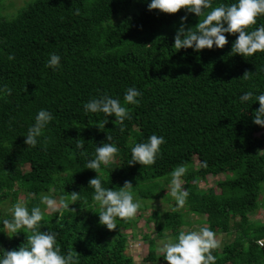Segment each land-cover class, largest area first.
Wrapping results in <instances>:
<instances>
[{
	"label": "trees",
	"instance_id": "16d2710c",
	"mask_svg": "<svg viewBox=\"0 0 264 264\" xmlns=\"http://www.w3.org/2000/svg\"><path fill=\"white\" fill-rule=\"evenodd\" d=\"M7 1L0 0L1 9ZM148 2L34 0L16 16H0V89H5L0 92V208L13 206L24 192L29 211L40 207L44 212L41 230L55 232L61 252H72L78 264H136L124 231L133 219L118 218L112 230L99 223V207L88 187L98 173L84 168L109 134L118 153L113 163L102 166L104 187L120 190L131 181L142 210L167 193L174 168L193 162L181 178L189 196L179 210L227 236L213 250L216 264H264V245L258 243L264 239V222L249 217L264 207V127L253 122L260 106L255 96L264 93V53L233 54L238 33H226L229 42L223 48L176 51L175 35L186 10H149ZM231 2L213 0V7ZM187 15V27H194L199 17ZM262 23L264 17L251 28ZM52 53L62 58L55 72L45 67ZM132 86L141 91L140 102L124 105V93ZM246 91L254 96L241 103ZM105 93L131 113L123 132L114 115L100 129L104 114L84 111L85 103ZM40 109L55 119L33 148L24 143L25 135ZM153 134L166 140L155 163L128 164L131 148ZM77 142L84 143L86 156L76 149ZM208 175L225 176L216 183L219 191L200 186ZM50 191L70 206L45 212L40 197ZM72 191L80 193L76 202L68 199ZM167 200L171 209L149 217L156 235H143L150 252L144 259L152 264H169L156 253L158 239L176 238L184 223L174 198ZM5 218L0 215V226ZM32 234L23 229L10 238L0 232V251L27 246Z\"/></svg>",
	"mask_w": 264,
	"mask_h": 264
},
{
	"label": "clouds",
	"instance_id": "9594fccd",
	"mask_svg": "<svg viewBox=\"0 0 264 264\" xmlns=\"http://www.w3.org/2000/svg\"><path fill=\"white\" fill-rule=\"evenodd\" d=\"M149 10L158 9L164 13H177L181 9L186 10V14L180 17V27L176 31L174 49L192 48L199 53L207 48H223L228 44L225 35H236L237 38L232 43V53L240 54L245 58L252 57L256 53H264V23L254 29L251 26L257 24L260 17H264V0H234L231 3H220L213 7V0H149L147 3ZM195 14L199 17V22L194 27H187L188 15ZM203 17V19H201ZM9 60L14 59L9 55ZM61 56L56 53L50 54L45 67L57 71L61 65ZM248 79L247 73L243 76ZM5 89H0V92ZM7 94H11V89H7ZM142 93L135 86L127 88L124 93V105H138L139 97ZM254 96L252 91L242 92L239 99L241 103L251 100ZM255 101H259V108L253 114V122L264 127V93L255 96ZM121 104L119 98H113L108 94H102L98 98H92L84 104L86 113L104 114L103 123L97 124L100 129L105 127L108 117L115 116V124L120 125L123 132L125 120H131L132 116L128 108ZM55 119L52 112L47 109H40L34 117V123L27 129L24 143L27 146L36 147L38 138L44 130ZM78 127V126H77ZM112 136L107 135L106 142L102 146H96L94 158L86 159L84 168L95 170L98 175L88 182V187L93 189L92 199L99 207V223L105 225L109 230L117 227L116 220H129L136 216L142 207L139 199L134 198L131 191L133 186L131 181H126L120 190H114L103 186L102 166L108 167L114 162L118 153V147L112 142ZM166 143L164 136L153 134L146 142L136 143L131 148V159L128 164L139 163L143 166L153 165L161 150V145ZM80 155L86 156L84 143L77 142L75 145ZM187 169L184 165L174 168L171 172L170 195L182 208L189 196L188 190L182 184V177ZM168 190V189H167ZM68 197L73 202L80 198V193L70 192ZM65 197H61L59 204L51 191L49 194H42L40 201L46 205L48 210L60 212L61 206L68 208L70 205L65 202ZM74 210V209H73ZM11 218L2 220L0 232H4L8 237H13L23 229L30 230L33 234L28 236L27 246H21L11 251H0V264H78V258L72 252L63 254L57 242V234L51 230L42 231V221L44 212L40 207H33L31 211L26 207L25 201H17L11 208ZM75 211V210H74ZM220 247L215 233L202 227L198 231H180L176 238L169 237L160 242L158 251L163 253V257L169 264H216V257L213 250Z\"/></svg>",
	"mask_w": 264,
	"mask_h": 264
},
{
	"label": "rangeland",
	"instance_id": "374dc122",
	"mask_svg": "<svg viewBox=\"0 0 264 264\" xmlns=\"http://www.w3.org/2000/svg\"><path fill=\"white\" fill-rule=\"evenodd\" d=\"M34 1V0H10L6 2V6L4 8L1 9V7L3 6V4L0 3V16H16L19 11L24 8L29 2ZM20 9V10H19ZM186 167L187 170H191L195 165L193 162H189L188 164L184 165ZM226 175V174H225ZM169 175L163 176L164 179L165 177H168ZM163 177H160L159 180ZM225 176L224 175H208L206 176L204 179H202L199 184L202 188L206 189L209 188L211 186L216 187L217 191H219V188L216 186L217 181H219L220 179H223ZM167 182V181H166ZM166 182L164 183V185L166 184ZM183 184V181H182ZM165 189L167 190V193L160 196L156 203L155 206H148L145 209L142 210H138L136 216L133 219V223L132 226L127 229L125 228L124 231L127 232L129 234V239H130V249L131 252L134 256V260L136 264H152V262L150 260H146L144 259L145 256H147L150 252H149V248H148V240H145L143 238L144 234H150L151 236H155L156 233L153 229L154 226V221L153 220H149V217L151 216V214H153L155 211H160V210H167V209H171L172 208V203L170 201H168L167 199L171 196L170 195V183L165 185ZM58 201L59 204V197H55ZM23 200L25 201V193L24 192H20L19 196H18V201ZM11 208L12 206L10 204H8L7 206L1 205L0 208V215L2 216V218H5L6 215L9 216V218H11ZM180 207L174 210H177L179 212H181ZM44 211L47 213H51L53 211L48 210L46 208H44ZM182 215L184 216V223H182L179 227L180 230L182 231H198L200 228L203 227L202 223L195 221V218H197V215L193 214V213H186L185 211L181 212ZM249 217L252 220L258 221L263 223L264 222V207H261L260 209L250 212L249 213ZM185 220H191L192 224H189L187 221ZM135 231V236H133V231ZM216 238L218 241H220V246L222 247L224 245V243L227 241V236L224 233H217L215 234ZM169 237L173 238V236H168L165 239H158V247H157V251L156 253L161 255L162 252L158 251V248L160 246V242L167 240ZM232 239V237L230 238ZM229 241V239H228ZM158 264H166L165 262H160Z\"/></svg>",
	"mask_w": 264,
	"mask_h": 264
},
{
	"label": "built area",
	"instance_id": "2783aa9c",
	"mask_svg": "<svg viewBox=\"0 0 264 264\" xmlns=\"http://www.w3.org/2000/svg\"><path fill=\"white\" fill-rule=\"evenodd\" d=\"M258 243H259L260 245H264V239H260V240H258Z\"/></svg>",
	"mask_w": 264,
	"mask_h": 264
}]
</instances>
